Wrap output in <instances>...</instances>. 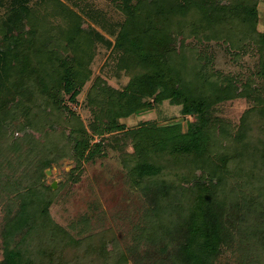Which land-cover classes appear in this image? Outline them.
<instances>
[{
    "label": "trees",
    "instance_id": "16d2710c",
    "mask_svg": "<svg viewBox=\"0 0 264 264\" xmlns=\"http://www.w3.org/2000/svg\"><path fill=\"white\" fill-rule=\"evenodd\" d=\"M107 1L125 17L111 53L116 72H125L130 79L123 88H115L102 76L94 79L87 96L93 115L89 132L69 104L79 102L93 75L95 29L64 0H40L35 6L30 5L31 0H0L4 11L0 12V126L22 111H27L30 118L34 113L31 127L46 138L47 144L52 142V134L45 127L47 118L64 119L71 137L66 141L70 151L63 155L73 157L79 166L82 159H92L105 149L103 137L107 133L122 132L135 148L130 172L147 178L150 184L144 187L157 186L152 188L155 197L169 196L168 201L173 203V196H179L187 202L166 226L174 263L215 264L228 237L224 219L227 202L219 191L233 159L227 152L219 155L214 151L218 133L226 134L225 139L231 134L215 118L213 108L224 100L251 98L259 104L254 110L260 112L259 124L264 129V86L256 85L252 78L242 81L237 75L204 79L199 64L204 56L188 48L186 39L224 41L236 54L255 50L259 57L256 75L264 81L259 0ZM82 13L95 20L103 14L97 9ZM165 100L181 105L184 115L196 116L186 131L182 123L158 126L144 122L128 128L122 122ZM249 119L250 115L243 117L233 138L239 143L237 147H248L249 157L259 154L264 169V141H259L261 147L256 146L257 153L251 151L254 128ZM95 135L102 138L93 142ZM235 150L243 154L241 149ZM164 155H173L175 161L186 159L188 175L197 181L186 186L174 180L172 184L157 180L164 172ZM41 165L43 171L50 163L47 160ZM188 175L185 180L190 179ZM205 177L209 179L206 182ZM32 180L29 189L19 193L18 208H13L12 201L8 204L0 264H47L46 257L49 263H63L62 253L57 250H42L44 257L35 261L31 256V237L41 230L59 228L49 211L56 194L54 188L43 184L39 177ZM4 182L12 190L22 187V179L8 177ZM148 190L152 191L147 188L144 192ZM123 259L124 263L117 264H127V258Z\"/></svg>",
    "mask_w": 264,
    "mask_h": 264
},
{
    "label": "rangeland",
    "instance_id": "374dc122",
    "mask_svg": "<svg viewBox=\"0 0 264 264\" xmlns=\"http://www.w3.org/2000/svg\"><path fill=\"white\" fill-rule=\"evenodd\" d=\"M39 1L31 0L30 5L35 6ZM64 1L85 16L95 29L94 60L91 64L93 75L84 86L79 102L69 104L91 132L89 122L93 115L87 96L94 79L102 76L115 88H123L130 79L125 72H116L111 53L116 32L125 17L107 0ZM94 9L103 13L96 17L97 20L82 13V10L89 12ZM258 10V28L264 31V0H259ZM0 12L3 14V9ZM186 46L204 56L199 63L204 79H217L222 74L237 75L242 81L252 78L256 85L264 86V81L256 75L259 57L255 50L236 54L229 43L199 41L195 37L186 39ZM257 107L259 104L253 99L237 97L219 102L213 108L215 118L225 124L231 134L230 138L225 139L226 134L218 133L214 151L219 155L227 152L233 159L232 169L219 191L227 202L224 219L228 237L221 246L215 264H264V169L259 163V154L255 158L249 157L248 147H237L239 143L233 138L243 117L250 115V127L254 128L251 130L254 145L250 149L258 152L256 148L261 147L259 141H264V129L259 124L262 120L259 119L260 112L254 110ZM26 112L18 113L16 118L8 119L0 126V261L4 258L8 204L12 201L15 203L13 208L17 209L21 197L19 193L26 192L32 179L39 177L45 185L56 182V194L49 211L59 228L57 231L41 230L31 237L28 247L34 261L44 257L42 250L47 253V249H50L62 253V264H117L119 261L124 263L123 258H127V264H175L170 254L173 249L167 239L166 226L179 216L187 202L179 196H173V203L168 201L169 196L155 197L152 188L157 186L151 184L144 187L150 184L147 178L130 172L135 155L131 140L124 138L122 132L107 133L103 137L105 149L92 159H82L79 166L73 157L63 155L70 151V145L66 144L71 137L67 131L69 124L62 118L49 116L45 127L52 134V142L45 144L46 138L31 127L34 113H30V118ZM195 120L196 116L182 113L181 105L165 100L153 108L122 119V122L128 128L144 122L158 126L182 123L186 131L188 123ZM62 130L65 131L64 135ZM37 135L40 136L38 140L35 139ZM93 138L95 142L102 136L95 135ZM236 147L243 154L235 150ZM47 160L50 165L42 171L41 162ZM161 160L164 162V172L157 180L171 184L174 180L186 186L197 181L195 176L188 175L186 159L175 161L173 155H164ZM49 170L51 172L48 174ZM186 174L190 179L185 180ZM8 177L22 179V187L12 190L4 182ZM208 180L205 177V182ZM147 188L152 191L144 192ZM162 237L167 240L164 241ZM18 239L19 236H16L15 240ZM46 260L48 264V257Z\"/></svg>",
    "mask_w": 264,
    "mask_h": 264
},
{
    "label": "water",
    "instance_id": "95a60500",
    "mask_svg": "<svg viewBox=\"0 0 264 264\" xmlns=\"http://www.w3.org/2000/svg\"><path fill=\"white\" fill-rule=\"evenodd\" d=\"M50 172H51V171L49 170V171H48V174H49ZM52 187H53V188H56V182H53Z\"/></svg>",
    "mask_w": 264,
    "mask_h": 264
}]
</instances>
